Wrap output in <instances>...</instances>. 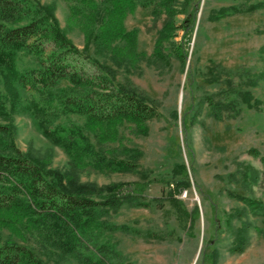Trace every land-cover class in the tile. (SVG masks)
<instances>
[{"label":"rangeland","instance_id":"1","mask_svg":"<svg viewBox=\"0 0 264 264\" xmlns=\"http://www.w3.org/2000/svg\"><path fill=\"white\" fill-rule=\"evenodd\" d=\"M257 2L264 0H199L187 60L181 65L169 45L170 40L180 41L181 30L173 31L172 39L163 38L160 54L156 53L165 16L153 15L152 6H138L127 13L122 22L124 32L134 36L127 38L124 45L114 41V46L103 51L89 38L92 33L98 34L100 24L90 26L72 13L73 7L81 8L80 0H26L28 13L22 24L36 13L44 16L42 9L50 8L73 45L91 61L111 69L114 86L135 90L157 109L160 117L140 126L118 125L114 128V141L98 143L91 132L83 129L85 119L63 107L65 97L82 91L76 92L66 81L39 92L16 85L18 100L13 102L4 89L0 72V126L10 134L0 135V154L9 155L16 149L46 169L58 171L65 183L74 181L104 188L146 182L144 199L138 200L143 204L166 195L167 187L156 178L167 176L178 164H185L192 187L177 197L188 210L196 205L199 219L190 233L179 224L167 201L163 207L123 204L116 209L100 210L92 224L77 233L76 248L65 245L62 238L46 229L21 227L14 232L4 228L2 240L28 246L43 264H198L206 245L216 251L217 264H264V165L260 160L264 156V78H259L264 73V9L219 21L209 19L211 12L219 8H243L245 3ZM180 4L172 19L175 26L185 17L180 13ZM215 65L233 72V84L241 85L261 103H252L248 108L238 102V111L224 112L222 119H215L205 99L226 100V78L220 77L218 82L208 79V69ZM37 67L33 55L24 50L17 52L16 68L20 73ZM249 77L256 80L255 86L245 84ZM35 105L51 128L63 136L72 137L80 128L95 149L118 160H129L137 167L131 172H109L72 160L42 136L34 115ZM189 106L196 120L186 135L182 116ZM124 149L138 150L140 154L131 158ZM250 150H256L259 157L250 155ZM252 172L257 174L256 182L248 179ZM195 186L206 193L203 198ZM233 195L252 201L259 208L252 209ZM237 211L243 217L234 218L232 225L238 228L245 222L249 226L248 245L240 253L232 252L233 238L224 222L228 214Z\"/></svg>","mask_w":264,"mask_h":264},{"label":"trees","instance_id":"2","mask_svg":"<svg viewBox=\"0 0 264 264\" xmlns=\"http://www.w3.org/2000/svg\"><path fill=\"white\" fill-rule=\"evenodd\" d=\"M198 2L199 0H101L99 4L95 0H80L81 8L73 7L72 13L78 14V19L86 20L90 26L100 24L98 34L92 33L89 38L97 47L106 51L114 46V41H118L120 46V43L124 45L123 42L127 38L134 36L132 32H124L122 22L127 13L138 6L142 8L152 6L153 15L165 16L158 37L160 44L165 37L172 39L173 31H182L180 41L170 40L169 45L174 57L181 65H185L187 47L195 27ZM179 3L182 7L180 13L185 17L180 25L175 26L172 19L177 13L176 7ZM190 3L187 12L186 7ZM260 9H264V2L245 3L243 8L224 7L212 11L209 19L219 21L225 17L252 13ZM27 11L26 0H0V72L4 89L13 102L18 100L16 85L27 91L39 92L54 89L60 82L66 81L76 92H82L65 97L64 109L82 116L85 119L83 129L91 132L98 143L109 139L114 141L117 137L114 128L118 125L133 123L140 126L160 117L157 109L135 90L114 86L111 81L113 75L111 69L97 61H91L80 52L59 28L50 8L42 9L44 16L36 13L35 17L22 24ZM161 46L162 44L156 46L157 54H160L158 51ZM21 50L37 59V68L26 73L17 70L16 54ZM262 51L264 52V48ZM232 75L233 72L226 71L218 65L208 69L209 81L218 82L220 77L226 78L224 79L226 89L223 90L226 100L214 101L211 97L205 99L212 116L217 120L222 119L224 112L238 111V102L248 108L252 107V103L256 105L261 103L254 100L252 94L244 91L241 85L235 86ZM259 78H264V73L260 74ZM245 84L255 86L256 80L249 77ZM40 110L37 105L34 106V115L42 136L52 145L63 149L72 160L109 172H131L137 167L129 160H118L100 149H95L80 128H77L72 137L63 136L58 130L51 128ZM192 111V106H189L182 116V126L186 135L196 120V115ZM5 129L0 126V135L7 137L6 135L10 134ZM123 151L131 158L140 154L134 149ZM249 154L259 157L256 150H250ZM260 160L264 165V156L260 157ZM241 175L246 176L245 173ZM248 179L256 182L257 174L252 172ZM155 181L167 187L166 195L143 204L138 200L144 199L146 182L135 183L133 186L118 183L104 188L74 181L65 183L64 176L58 171L46 169L16 149L9 155L0 154V264H43L28 246L3 241L1 232L4 228L14 232L20 231L21 227L46 229L62 238L65 245L76 248L79 239L77 233L89 227L100 210L116 209L123 204L163 207L167 201L174 210L179 224L187 232H193L199 219V209L195 205L188 210L177 197L192 187L185 164L176 165L167 176L156 178ZM195 187L203 198L206 193L198 186ZM126 188L130 189L125 190ZM102 192H105V195H102ZM206 196L211 197L210 194ZM233 197L246 202L252 209L259 208L256 203L245 198L235 195ZM242 217L243 214L237 211L228 214L224 221L233 238L232 252L236 253L242 252L249 240L248 224L241 222L238 228L232 225L234 218L240 220ZM215 221L219 229V219ZM198 264H217L216 251L206 245L202 249Z\"/></svg>","mask_w":264,"mask_h":264}]
</instances>
